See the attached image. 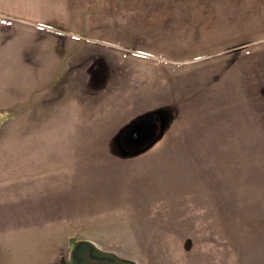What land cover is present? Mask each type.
<instances>
[{
	"label": "rangeland",
	"instance_id": "rangeland-1",
	"mask_svg": "<svg viewBox=\"0 0 264 264\" xmlns=\"http://www.w3.org/2000/svg\"><path fill=\"white\" fill-rule=\"evenodd\" d=\"M45 2L0 10V264H264V0Z\"/></svg>",
	"mask_w": 264,
	"mask_h": 264
},
{
	"label": "water",
	"instance_id": "water-1",
	"mask_svg": "<svg viewBox=\"0 0 264 264\" xmlns=\"http://www.w3.org/2000/svg\"><path fill=\"white\" fill-rule=\"evenodd\" d=\"M136 120L137 118L132 120L128 124V127ZM158 136L156 138L153 137L143 149L154 143ZM68 257V264H137L132 261L120 259L112 253L105 252L88 240L71 239L69 241Z\"/></svg>",
	"mask_w": 264,
	"mask_h": 264
},
{
	"label": "crops",
	"instance_id": "crops-1",
	"mask_svg": "<svg viewBox=\"0 0 264 264\" xmlns=\"http://www.w3.org/2000/svg\"><path fill=\"white\" fill-rule=\"evenodd\" d=\"M46 0H0V10L8 14L19 15L23 17L36 16L43 9ZM146 112H133L118 114V121L124 125L129 120L137 118Z\"/></svg>",
	"mask_w": 264,
	"mask_h": 264
},
{
	"label": "flooded vegetation",
	"instance_id": "flooded-vegetation-1",
	"mask_svg": "<svg viewBox=\"0 0 264 264\" xmlns=\"http://www.w3.org/2000/svg\"><path fill=\"white\" fill-rule=\"evenodd\" d=\"M145 120L135 121L130 124V129L125 128L122 132H120L115 140L116 144L119 146V149H123L124 151H134L139 148L144 147L146 144L150 142L153 138L155 129L152 124ZM148 124L151 126L149 127ZM136 125V129H132L133 126ZM156 127V126H155ZM128 131V132H127Z\"/></svg>",
	"mask_w": 264,
	"mask_h": 264
},
{
	"label": "trees",
	"instance_id": "trees-1",
	"mask_svg": "<svg viewBox=\"0 0 264 264\" xmlns=\"http://www.w3.org/2000/svg\"><path fill=\"white\" fill-rule=\"evenodd\" d=\"M158 112H160V111L158 110ZM158 112H157V110H154L153 112L145 114V115L141 116L140 118L145 117L146 115L150 116V115H154V114L157 116Z\"/></svg>",
	"mask_w": 264,
	"mask_h": 264
}]
</instances>
